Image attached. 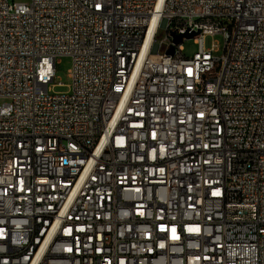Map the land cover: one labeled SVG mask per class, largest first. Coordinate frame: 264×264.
I'll list each match as a JSON object with an SVG mask.
<instances>
[{
    "label": "built area",
    "instance_id": "1",
    "mask_svg": "<svg viewBox=\"0 0 264 264\" xmlns=\"http://www.w3.org/2000/svg\"><path fill=\"white\" fill-rule=\"evenodd\" d=\"M0 264H264V0H0Z\"/></svg>",
    "mask_w": 264,
    "mask_h": 264
},
{
    "label": "rangeland",
    "instance_id": "2",
    "mask_svg": "<svg viewBox=\"0 0 264 264\" xmlns=\"http://www.w3.org/2000/svg\"><path fill=\"white\" fill-rule=\"evenodd\" d=\"M14 3H24V4H30L31 0H12ZM165 31L162 29L159 31L157 36V43L160 44L161 42V48L159 50V55H164L166 53L168 44L167 42H164L165 40ZM213 44H216L218 46V52L215 53L217 57H221L223 55V49H224V37L220 34L211 36L207 38L206 41V48L209 49ZM183 49H184V55L187 58H192L194 54L198 52V45L196 44L194 39H187L183 41ZM72 66V60L69 57H62L57 60L56 64V84H62L63 87H57L55 89V93H66L68 92L69 88L68 86L71 84V79L69 77L70 69Z\"/></svg>",
    "mask_w": 264,
    "mask_h": 264
},
{
    "label": "water",
    "instance_id": "3",
    "mask_svg": "<svg viewBox=\"0 0 264 264\" xmlns=\"http://www.w3.org/2000/svg\"><path fill=\"white\" fill-rule=\"evenodd\" d=\"M193 36H194V35H189V36H187L186 38H192ZM182 39H183L182 36H176V35H174V43L178 44V43H180V42L182 41ZM173 53H174V48L172 47V48L169 50L168 54L172 55Z\"/></svg>",
    "mask_w": 264,
    "mask_h": 264
},
{
    "label": "bare ground",
    "instance_id": "4",
    "mask_svg": "<svg viewBox=\"0 0 264 264\" xmlns=\"http://www.w3.org/2000/svg\"><path fill=\"white\" fill-rule=\"evenodd\" d=\"M215 35H218V34H212L211 36H215ZM220 35H222L224 37L223 34H220ZM213 46H217V45L216 44H213Z\"/></svg>",
    "mask_w": 264,
    "mask_h": 264
}]
</instances>
